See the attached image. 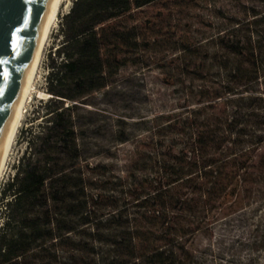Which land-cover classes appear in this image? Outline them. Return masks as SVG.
I'll return each mask as SVG.
<instances>
[{
	"label": "trees",
	"instance_id": "obj_1",
	"mask_svg": "<svg viewBox=\"0 0 264 264\" xmlns=\"http://www.w3.org/2000/svg\"><path fill=\"white\" fill-rule=\"evenodd\" d=\"M156 1L74 0L62 16L51 96L33 117L41 128L25 129L2 189L0 264H189L191 238L226 204L251 199L260 175L250 171L264 168V0H230L235 10L216 8L210 35L180 44L130 25ZM150 48L172 51L161 68L180 84L183 110L152 118L131 165L145 171H86L76 110Z\"/></svg>",
	"mask_w": 264,
	"mask_h": 264
},
{
	"label": "rangeland",
	"instance_id": "obj_2",
	"mask_svg": "<svg viewBox=\"0 0 264 264\" xmlns=\"http://www.w3.org/2000/svg\"><path fill=\"white\" fill-rule=\"evenodd\" d=\"M229 1L219 0L215 6L197 0H158L137 9L129 23L139 27L147 40L173 44L196 42L214 31L211 22L216 8L235 10ZM73 2L63 0L46 44L0 184V217L2 189L13 177L27 149L25 129L41 128V118L34 121L33 117L38 109L44 114L41 101L51 96L45 94L49 53L61 42L62 16L70 11ZM172 56L169 49H142L140 61L129 62L107 88L90 95L86 103H80L81 107L76 110V128L86 171H112L121 176H126L128 171H145L134 170L131 165L136 150L145 149L143 141L152 127V118L165 112L181 111L185 104L186 96L177 92L180 84L167 82L161 68L163 59L169 60ZM189 83L188 78L186 84ZM122 129L128 134L124 142L118 138ZM255 153L257 160L264 158V147ZM95 166L105 168L97 170ZM250 172L260 175L258 184L251 185L254 189L251 199L232 208L230 203L226 204L209 222L208 232H198L191 238L187 245L193 262L189 264H264V168ZM241 194L243 197L245 193Z\"/></svg>",
	"mask_w": 264,
	"mask_h": 264
},
{
	"label": "water",
	"instance_id": "obj_3",
	"mask_svg": "<svg viewBox=\"0 0 264 264\" xmlns=\"http://www.w3.org/2000/svg\"><path fill=\"white\" fill-rule=\"evenodd\" d=\"M52 0H0V154Z\"/></svg>",
	"mask_w": 264,
	"mask_h": 264
},
{
	"label": "bare ground",
	"instance_id": "obj_4",
	"mask_svg": "<svg viewBox=\"0 0 264 264\" xmlns=\"http://www.w3.org/2000/svg\"><path fill=\"white\" fill-rule=\"evenodd\" d=\"M63 0H52L50 7L47 12V17L46 21L44 24L43 32L41 35V38L39 40L38 46H37V51L35 54L34 62L30 68V73L24 82L23 89L21 92L20 99L17 103V106L14 110L10 125H9V130L7 133V136L5 138L4 145L1 150L0 154V184L2 181V177L7 165V161L10 156V152L13 146V143L16 139L18 130L20 128L24 111L27 105V102L29 98L31 97L33 88H34V83L40 68V63L43 58L44 50L46 47V44L48 42V39L50 37L51 31L54 27V25L57 22L58 19V14L60 11V8L62 6ZM47 95H51L49 93H45Z\"/></svg>",
	"mask_w": 264,
	"mask_h": 264
}]
</instances>
